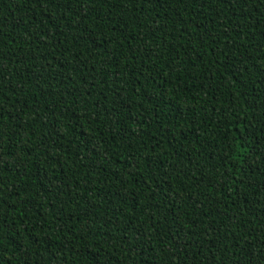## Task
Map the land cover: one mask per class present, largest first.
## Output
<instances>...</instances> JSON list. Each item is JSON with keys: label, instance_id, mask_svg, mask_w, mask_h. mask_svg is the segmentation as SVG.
Masks as SVG:
<instances>
[{"label": "trees", "instance_id": "1", "mask_svg": "<svg viewBox=\"0 0 264 264\" xmlns=\"http://www.w3.org/2000/svg\"><path fill=\"white\" fill-rule=\"evenodd\" d=\"M0 264H264V0H0Z\"/></svg>", "mask_w": 264, "mask_h": 264}]
</instances>
